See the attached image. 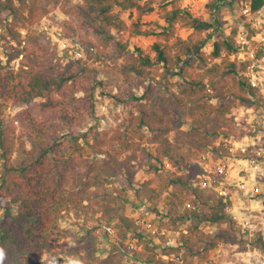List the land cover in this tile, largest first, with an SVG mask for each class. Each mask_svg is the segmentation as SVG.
Returning <instances> with one entry per match:
<instances>
[{"label":"trees","instance_id":"16d2710c","mask_svg":"<svg viewBox=\"0 0 264 264\" xmlns=\"http://www.w3.org/2000/svg\"><path fill=\"white\" fill-rule=\"evenodd\" d=\"M182 1H159L165 25L156 35L163 41L154 44L152 56L140 50L130 53L129 42L114 33L146 34L141 18L153 13L156 6L144 0H0V26L12 18L23 28H33L60 9L68 17L64 30L68 37L79 38L88 60H124L116 92L111 91L110 96L116 106L127 108L115 128H90L92 149L106 157L101 162L85 158L79 141L86 123L96 119V88L103 85L99 71L84 58L59 70L58 50L46 35L32 29L23 37L11 29L18 47L8 61L23 58L17 69H10L0 58V213L15 208L17 225L0 216V264H26L25 258L52 252L54 242L75 235L72 227L76 225L82 226L88 239L85 250H76L80 264H125L120 246H114L106 257L99 256L101 236L111 237L104 224L119 229L120 245L133 235L138 245L148 242L144 264H189L194 257L210 260L221 244L239 241V229L223 199L194 182L203 172L202 156L211 149L216 158L232 155L231 147L216 144L219 138L247 134L246 129L237 127L233 111L241 107L258 111L264 98L244 75L247 64L231 59L238 52V27L217 40L208 54V38L202 33L218 22L215 0L208 4L211 21L196 17L182 7ZM263 6L264 0H253L254 9ZM129 11H137L140 19L131 27L121 16ZM178 25L193 34L182 38L177 34ZM161 66L182 78L176 92L166 94L159 83L151 81ZM39 99L44 101L39 103ZM7 105L20 108L12 120L4 118ZM147 132L152 149L144 142ZM16 149L23 156L20 162L14 156ZM140 153L159 177L143 184L141 196L154 201L157 211L159 203L164 205L161 214L171 221L167 227L178 230L188 223L180 242L166 246L161 253L154 244L157 237L146 234L124 212L129 191L137 182ZM252 155L248 150L236 157ZM166 161L173 169L166 168ZM71 218L76 221L64 228L63 223ZM91 221L98 224L92 226ZM204 223L214 230H204ZM239 242L241 251H246L248 243ZM252 243L264 252L261 233ZM161 254L180 257V261H164Z\"/></svg>","mask_w":264,"mask_h":264},{"label":"rangeland","instance_id":"374dc122","mask_svg":"<svg viewBox=\"0 0 264 264\" xmlns=\"http://www.w3.org/2000/svg\"><path fill=\"white\" fill-rule=\"evenodd\" d=\"M159 1L160 0H144L145 3H151L156 6V10L153 13L147 14L141 18L142 28L146 32L145 35L131 37L129 31L123 30L122 32H120L118 30H114V33L120 40L129 42L130 53L137 54L142 51V53L145 55L151 54L152 56H155L154 44H156L158 41H163V37L156 34L161 33L163 31V26L165 25V22L161 18L159 9L157 7ZM210 1L211 0H183L181 4L183 8L190 9L196 17L211 21V12L208 7ZM121 16L129 27L140 20L139 13L137 11L122 12ZM67 19L68 17L60 9L53 10L41 21L40 24L33 28H23L22 23L16 22L12 18H10L9 23L0 26V58L2 59L3 64L8 65L10 69H17L19 67L20 60L23 58V56H21V58L12 61L11 63H9L8 61L10 54H14L15 49L18 47V42L16 41L14 33L11 29H14V32H21L23 37H25L27 32L32 29L37 31L38 33L46 35V37L51 40L52 45L55 46L58 50L59 70H64L67 66L72 65L74 62H76V60L79 58L88 60L87 53L79 44V38L77 36L68 37L67 32L64 30L63 22ZM212 29L213 28L202 33L203 37L208 38V44L205 48V51L208 54L213 51L214 43L217 40L224 38V36H226V30H228L225 26V22L221 24V28L219 30H214L213 32ZM193 32L194 31L191 29L183 28L180 25L177 26V34L182 38L187 39L193 34ZM24 44L25 42L23 43V45ZM78 53L82 54V56ZM88 64L92 68L99 71V80L103 82V85H98L96 88V119H90L86 123L85 128L81 130V139L79 143L82 149L80 153H82L85 158L101 162L102 159L106 156L99 155L92 149L90 144H92L93 140L90 133V128L98 131L111 130L118 124V118L124 116L127 113V108L122 105L116 106L113 98L110 96L111 91L114 90L116 92L115 87L118 80V70L125 64V61L112 60L101 62L96 61L95 59H89ZM151 81L159 83L163 87L164 93L170 94L177 91V85L182 82V78L178 75L169 74L164 69V67L161 66L157 68V73L152 76ZM42 101L44 100H38L39 103ZM19 110L20 108L14 109L11 105H7L4 111V118L6 120L14 119ZM255 114H258L257 110ZM255 114H250L247 112L245 114H242L237 112V110H234L231 116H233L234 118L240 117V122H242V125L238 126L236 122L238 128H244L248 131L247 134L255 135V128L248 123V121L255 120ZM256 130L258 131L259 128H256ZM149 138L150 134L147 132V136L145 137L144 142L147 143L146 146L152 149L153 146L148 144ZM243 138V136L238 138L221 137L217 140L216 144L220 145V143H223L225 144V146L231 147L232 155L230 157H234L236 156V154L241 152L239 151V149H237L238 146L247 143V141L243 140ZM237 141L238 144L236 145L235 142ZM66 142L69 143V138L66 139ZM14 156L18 162L23 159V156L19 149L15 150ZM147 160L148 159L144 155V153H140L139 160L136 163V167L138 168L137 182L135 185V189L129 191V201L125 204L124 212L130 218L139 216L141 218L153 219V223L157 227L162 226L165 230L168 231L167 236H164V238L160 237L157 243H154L157 244V251L161 253L166 249V246H168L167 243L169 241H172L175 244L180 242L182 233L187 230L188 223L181 224L178 230H175L173 227H167L165 224L169 222L171 223V221L170 219L163 217L161 214L163 212L164 205L162 203L158 204V211H160L158 212L155 209L156 204L154 201H146L141 196V191L143 190L142 186L146 181L154 178H156V180L159 179V177L156 176L154 169L149 167ZM263 197L264 195L261 196V198ZM249 204H251V202L248 201L246 202V206H242L249 208ZM15 213L16 209L13 208L11 209V211L3 210L0 213V216L4 218V221L6 223L11 224L12 226H16L17 223ZM73 221L76 220L74 218H71V220L68 219L63 223V227L66 229L70 228L73 224ZM81 224L83 225V223ZM90 224L93 226L98 224V222L91 221ZM256 224L258 225L257 230L262 228V231H260V233L264 236V225L261 223L260 218L256 219ZM202 226L204 230L208 232L214 230V228L209 224L204 223ZM72 230L75 234L74 236L54 242L50 247L52 249V252L44 251L37 256L25 258L26 264H80L81 255L76 254V250L80 248H83L85 250V246L88 244V239L86 237L87 233L82 229V226H73ZM118 230V228L114 227L115 232L109 239L105 238L104 235L101 236L98 245L99 256L102 258L106 257L114 246H120V252L124 256L125 264H144L145 259L148 255L145 251L144 246L148 242L140 241V249L135 253L130 250L128 244L131 240H137V237L133 235L123 241L124 245H120L122 241ZM254 239H252V241H254ZM238 240L247 242V249L249 244L251 247L253 246V243L251 240H249V237H244L238 234ZM239 241L233 244H221L218 249L212 252L210 260H203L201 258L194 257L190 258L188 263L207 264L208 262H216L217 264H239L238 253L242 252L240 245L241 242ZM84 250H82V252H84ZM66 259L69 260L66 261Z\"/></svg>","mask_w":264,"mask_h":264},{"label":"built area","instance_id":"2783aa9c","mask_svg":"<svg viewBox=\"0 0 264 264\" xmlns=\"http://www.w3.org/2000/svg\"><path fill=\"white\" fill-rule=\"evenodd\" d=\"M213 11L216 20L218 19L212 29L213 32L221 28L220 21L225 22L228 29L226 36L233 33L234 26L238 27L235 33L238 52L233 54L231 59L247 64L244 75L264 98V6L256 10L253 7V0H215ZM208 92L213 91L208 89ZM235 110L242 114L256 112L254 107H241ZM235 120L238 126L242 125L240 117H236ZM248 123L255 128L256 134H246L243 140L247 143L238 146L237 149L241 152L251 150L252 157L215 158L211 149V152L201 158L203 172L197 176L194 184L221 197L226 204V212L237 224L238 234L254 239L257 233L262 231V228L257 230L256 219L260 218L264 225V197L261 198L264 195V105L258 110V114H255V120ZM235 144L237 145L238 141ZM165 165L167 169H173L169 162L166 161ZM248 201L251 202L249 208L243 207L242 205L246 206ZM134 219L146 234L157 237V241L161 236L168 235V231L157 227L153 219L139 216ZM105 229L110 235L115 232L112 226H105ZM137 243V240L129 242L131 251L140 249ZM167 245L172 246L175 243L169 241ZM161 256L164 261H180V257L173 255ZM238 256L239 264H264V252L257 247H251L250 244L248 249L239 252Z\"/></svg>","mask_w":264,"mask_h":264},{"label":"crops","instance_id":"0c3cea01","mask_svg":"<svg viewBox=\"0 0 264 264\" xmlns=\"http://www.w3.org/2000/svg\"><path fill=\"white\" fill-rule=\"evenodd\" d=\"M215 264H217L216 262H214Z\"/></svg>","mask_w":264,"mask_h":264}]
</instances>
